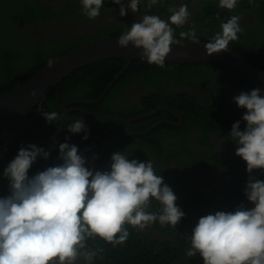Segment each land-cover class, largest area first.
I'll return each mask as SVG.
<instances>
[{
  "label": "clouds",
  "instance_id": "1",
  "mask_svg": "<svg viewBox=\"0 0 264 264\" xmlns=\"http://www.w3.org/2000/svg\"><path fill=\"white\" fill-rule=\"evenodd\" d=\"M111 2L120 5L119 15L124 17L128 11L137 14L142 3L150 9L163 0H127L126 7L124 0ZM238 3L218 0V6L227 10H234ZM80 4L82 14L94 20L105 0H80ZM170 12L167 21L142 15L121 33L118 46L126 48L131 43L142 50L149 64L164 67L170 45L179 43L172 26H183L191 15L186 4ZM239 20L234 15L220 25L221 31L204 45L208 56L226 51L230 42L239 39ZM180 38L198 39L194 30L181 32ZM232 101L245 110L244 129L238 120L228 136L236 145L235 155L246 162L249 176L243 192L250 206L241 204L232 211L200 217L185 255L199 254L204 264H264V180L251 175L254 169L264 172V90L242 91ZM41 115L48 123L59 116L55 111ZM68 131L83 132V139H88L83 119L75 120ZM68 139L58 145L60 164L29 176L38 158H50L51 147L45 150L28 144L3 169L9 194L0 197V264H77L80 257L93 264L101 250H86L88 239L99 237L115 247L129 238L126 224L140 231L156 222L175 228L185 217L176 204L177 196L156 174L152 161L129 159L125 151H117L110 157L109 170H95ZM153 201L160 206L158 212L147 211Z\"/></svg>",
  "mask_w": 264,
  "mask_h": 264
},
{
  "label": "flooded vegetation",
  "instance_id": "2",
  "mask_svg": "<svg viewBox=\"0 0 264 264\" xmlns=\"http://www.w3.org/2000/svg\"><path fill=\"white\" fill-rule=\"evenodd\" d=\"M203 1L163 0V3L150 9L142 3L137 14L128 11L126 16L121 17L120 5L105 0L101 15L90 20L82 14L80 0H35L37 14L35 19L25 25L23 40L40 43L70 39L68 42H60L69 44L76 42L78 36L130 27L144 14L168 20L172 14L170 9H178L182 4L188 6L191 15L198 9L204 12ZM261 2L262 0H239L234 10L219 6H214L213 9L217 13L216 17L239 16L240 26H248L249 30H253L257 26V7ZM124 4L126 7L127 0H124ZM191 15L187 24L192 23ZM203 15L206 18L204 13ZM212 23L220 27L223 22L218 20ZM189 70L181 80L176 75L177 70L171 68L151 75L143 72L138 74L136 71L133 75L124 76L125 71L116 78L119 71L113 77L115 81L112 83V79L106 86L107 88L111 84L108 90L111 94L107 92L97 102H88L91 105L101 103L106 112L72 107V104H77L72 102L89 101L80 98L61 103L58 105L59 111L33 107L16 116H0V189L9 190L8 181L3 177V169L17 155L21 146L35 144L45 150L51 147V155L47 161L38 158L32 165L30 171L34 173L38 172L39 167L44 170L62 163L57 158L58 145L66 142V137L69 138L67 142L76 145L79 154L86 158L87 166L95 170H109L111 155L117 151H125L129 159L153 162L156 174L163 176L164 183L177 196L176 204L185 212V217L177 225L179 230L171 231L174 227L161 226L156 222L142 232L150 234L156 240H169L179 246L178 236H191L200 217L221 211V204L224 203H229L230 207L233 204L238 207L235 200L237 198L233 194L228 197L224 190L238 182L234 174L244 172H233L237 166L246 165L245 161L235 155L236 145L229 141L228 134L221 128L208 124L199 113L208 110L210 116H215L221 109L220 104L224 103L221 100L229 102L227 109L236 106L232 101L236 90L231 78L223 75L215 77L209 72L203 75L190 74ZM216 101L219 103H214ZM42 111H55L59 114L58 119L48 123L41 115ZM76 112L93 115L94 118L69 115ZM207 118L208 116L205 119ZM73 119L100 121V124L96 127L92 125L98 129L89 133L84 143H80L73 139L75 134L68 131L66 125L69 124H65L70 120L72 124ZM253 173L264 178V172L259 169H254ZM159 207L153 201L147 211L158 212ZM185 253L182 250L178 264H204L203 259L198 256L186 257ZM77 264L87 263L80 257Z\"/></svg>",
  "mask_w": 264,
  "mask_h": 264
},
{
  "label": "trees",
  "instance_id": "3",
  "mask_svg": "<svg viewBox=\"0 0 264 264\" xmlns=\"http://www.w3.org/2000/svg\"><path fill=\"white\" fill-rule=\"evenodd\" d=\"M203 4L202 10H204V12L200 9L196 12H192L191 24L186 23L183 26H172L174 28V35L178 41L188 40L180 38L181 32H190L194 30L198 37L197 40L208 43L216 33L221 31L220 27L212 22L218 20L226 22L231 17H216L217 13L213 7L218 6V0H204ZM260 4L261 5L257 7L256 29L249 30L248 26H241L242 32L238 34L239 39L230 42L228 49L237 52L264 69V0H262ZM203 13L206 15V18ZM36 14L37 5L35 0H0V93L9 91L19 83L36 75L60 55L86 43L96 41L104 36H120L121 33L127 29L123 27L115 31H99L94 34L78 36L76 37L77 39H75L76 42H70V45L67 43L60 44V42H68L70 39L59 40V42L57 40H49L40 43L31 40L25 42L22 34L25 31L24 27L35 19ZM207 19L209 21H207ZM165 21L167 20L165 19ZM69 46H71V48ZM126 64L127 62L123 58H108L80 67L65 77L49 95L34 108L59 111L58 105L67 100L80 98L92 100L99 98L109 82ZM165 68L177 70L176 75L179 76V80L188 74V69H190V74L195 73L197 75H203L209 72L215 77L218 75L228 76L231 78V82L234 85L236 95L242 91H248L245 83L235 70L225 64L217 62H165L164 67H158L154 64H149L145 60L139 59L132 63L124 76L133 75L136 71H138V74L143 72L146 75H151L165 70ZM150 77L153 78L152 76ZM108 94H111V92L109 91ZM221 101L224 103L220 104L221 109L217 111L215 116H210L208 110L199 108L200 110H204L199 112L201 113L200 116L208 124L221 128L226 134L230 133L232 124L238 120L241 121L240 126L241 130H243L245 122L242 120V115L245 110L238 108L237 105L227 109L229 102L226 100ZM208 102L211 103L212 101ZM76 103L77 104H72V107L84 108L86 111L106 112L101 107V103H96L94 105L85 102ZM214 103L219 102L216 101ZM74 114L94 118L93 115L80 112L71 113L69 115L72 117ZM207 116L208 118L205 119ZM73 120L75 121L76 119ZM71 121L72 120L65 122V124L70 125ZM84 124L86 125L87 134L89 135V133H93V130L96 131L98 129L94 127L99 125L100 121H84ZM69 125L66 126L69 127ZM84 135L85 133L83 132L75 134L73 139L77 142L84 143ZM245 166L246 165L237 166L233 172H242L243 170L244 172H237L234 174L238 182L236 185L230 186L224 191L227 192L228 197L230 194H233V196L237 198L235 199L237 201V206L244 204L246 207H249L250 204L243 192V188L249 176ZM228 167L231 168V166ZM37 171H43V169L41 170L39 167ZM34 174L36 173L29 171V176ZM251 175L256 176L259 180H264L262 176L253 172ZM8 194L9 190L0 189V197ZM221 207V211H232L236 208L234 204L230 207L229 203L221 204ZM125 227L128 229L130 235L128 240L122 245L113 247L99 237L87 240L86 250H101L97 253L93 264H178L182 250L186 252L190 247V236L188 238L178 236L179 246H176L169 240H156L150 234H145L131 225L126 224ZM179 229V227H176L170 230L174 231ZM196 256L202 259L199 254ZM81 259L87 263L83 257H81Z\"/></svg>",
  "mask_w": 264,
  "mask_h": 264
},
{
  "label": "water",
  "instance_id": "4",
  "mask_svg": "<svg viewBox=\"0 0 264 264\" xmlns=\"http://www.w3.org/2000/svg\"><path fill=\"white\" fill-rule=\"evenodd\" d=\"M118 39L119 36H104L74 48L60 55L28 80L19 83L9 91L0 93V116H16L35 107L70 73L93 62L108 58L125 59L126 67L116 75V78H119L135 60L147 61L141 55L142 50L134 48L131 43L126 48H120ZM206 44L207 42L201 40H179L178 44L170 45L171 51L165 62L225 64L240 75L248 91L258 87L264 90V69L228 48L219 54L208 56L204 48ZM114 81L115 78L112 83ZM110 86L111 84L100 98L84 102H97L104 97ZM33 90H38L35 97L31 95ZM103 116L106 117L104 114Z\"/></svg>",
  "mask_w": 264,
  "mask_h": 264
}]
</instances>
